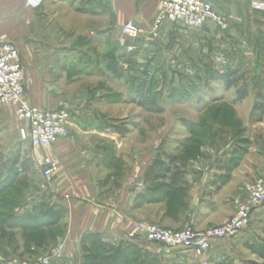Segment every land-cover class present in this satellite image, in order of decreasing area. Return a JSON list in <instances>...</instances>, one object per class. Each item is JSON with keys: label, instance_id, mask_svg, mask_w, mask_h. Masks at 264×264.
<instances>
[{"label": "rangeland", "instance_id": "374dc122", "mask_svg": "<svg viewBox=\"0 0 264 264\" xmlns=\"http://www.w3.org/2000/svg\"><path fill=\"white\" fill-rule=\"evenodd\" d=\"M219 1V9L208 2L226 19L225 27L182 24L178 28L185 40L168 48L159 31L164 22L169 29L178 22L162 20L156 27L162 9L149 27L138 26L131 36L124 33L130 21H119L108 1L98 10L91 0L53 5L44 0L35 8H42L44 34L59 50L57 67L44 72L50 76L44 90L56 109L69 111L67 135L70 128L97 127L89 142L102 147L108 183L119 186L136 165L153 160L169 169L162 170L165 176L154 187L173 175L192 174L194 167L197 178L219 170L229 180L233 174L247 177L246 201L249 186L264 176V12L255 10L252 0ZM226 71H237L230 88L213 76ZM25 79L27 85L26 74ZM239 90H247L242 100ZM143 99H155L163 110H146L139 103ZM16 118L10 105L0 106V264H31L47 257L51 264H84L79 248L75 261L63 258L67 214L52 227L31 229L20 222L56 202L57 173L47 181L34 165V148L21 136ZM254 213L251 225L216 244L206 263L188 256L187 264L263 263L250 245L264 239V203ZM141 254L130 264H139ZM163 255L151 264H174Z\"/></svg>", "mask_w": 264, "mask_h": 264}, {"label": "crops", "instance_id": "0c3cea01", "mask_svg": "<svg viewBox=\"0 0 264 264\" xmlns=\"http://www.w3.org/2000/svg\"><path fill=\"white\" fill-rule=\"evenodd\" d=\"M62 1L68 0H50L49 4ZM106 1L118 11L119 21L123 18L124 21L138 23L140 27H149L162 9L161 4L151 0H91L90 3L98 10ZM208 1L215 8H220L219 0ZM234 1L250 4V0ZM43 13L42 8H28L26 0H0V41H13L18 46L28 77L26 94L31 102L40 108L54 109L50 94L44 90V86L50 84V76L44 72L57 67L59 50L56 45H51L47 38L49 35H46L49 33L44 34L45 30L42 28L46 25L41 22ZM169 24L164 22L159 31L160 38L168 42V46H163L165 48L174 44L179 46V42L183 43L186 38L178 28L185 23L178 22L173 29H169ZM44 37L46 38L43 39ZM198 44L200 43L197 41ZM60 61H63L62 57ZM11 107L17 117L16 108ZM18 123L20 127L24 125L21 121ZM96 130L97 127L70 128L69 134L61 137L51 148L40 150L57 157L61 163L53 186L56 189V202L67 208V231L61 239L66 241L64 260L75 261L73 254L78 255V248L81 259H84L85 252L81 242L86 234L93 233L103 241L123 249L137 247L138 254L142 252L139 263L144 260L145 264H151L149 261L153 256L156 259L163 254L167 262L174 264H187L188 256L201 261L202 258L191 250L174 249L167 252L159 244L148 243L141 231L137 239L128 238L131 221L156 222L176 229L181 228L189 217L195 219L197 229L221 224L229 220L238 204L247 198V177L233 174V178L229 180L222 176V172L214 170L213 174L207 173L204 178H197L194 167V173L173 175L154 190L152 183L157 180L148 177L147 173L152 167L155 172L162 173L166 166L163 163L154 167L152 160L149 164L136 165L133 175L115 187L113 182L108 183L105 179L110 170L100 161L104 155L102 147L98 148L99 143L89 142V135L98 133ZM78 133L84 136L79 138ZM32 158L35 165L34 154ZM233 182H237L235 189L232 187ZM169 184L172 186L169 198L154 202V191L158 195ZM178 191L184 195L181 197ZM166 205H169L170 211ZM222 241L228 239L212 240L209 253ZM135 255L131 257V261Z\"/></svg>", "mask_w": 264, "mask_h": 264}, {"label": "built area", "instance_id": "2783aa9c", "mask_svg": "<svg viewBox=\"0 0 264 264\" xmlns=\"http://www.w3.org/2000/svg\"><path fill=\"white\" fill-rule=\"evenodd\" d=\"M151 1L162 6L156 27L162 20L183 22L191 27H201L208 22L226 26V19L206 0ZM43 2L44 0H27L26 5L35 9ZM251 5L255 10L264 12V0H252ZM139 29L140 27L130 21L125 25L124 33L136 36ZM2 105L16 108L18 120L24 123L20 127V134L23 139L30 140L35 152V165L43 177L51 181L60 169V160L37 151L51 148L61 137L67 135V124L71 116L67 109H44L31 102L26 94L21 54L13 41H0V106ZM248 189V199L241 202L234 215L221 225L199 230L194 227V220L190 219L182 228L171 229L156 223L133 220L127 237L137 239L141 231L146 241L160 244L167 252L188 249L206 263L211 241L230 239L246 230L252 223L254 212L264 203V176L255 180ZM51 261L47 257L31 264H51Z\"/></svg>", "mask_w": 264, "mask_h": 264}, {"label": "trees", "instance_id": "16d2710c", "mask_svg": "<svg viewBox=\"0 0 264 264\" xmlns=\"http://www.w3.org/2000/svg\"><path fill=\"white\" fill-rule=\"evenodd\" d=\"M236 72L226 71L225 73H217L213 76L215 80L223 82L227 88H230L234 86L237 81V79H235ZM246 96L247 90L238 91V98L240 100L244 99ZM139 103L148 111L161 112L163 110V108L155 99H143ZM124 131L125 130H123V132ZM160 164L163 163H161L160 161H156V163H154V167H157ZM164 170L167 171L169 169L167 168ZM147 176H151L153 180H158L160 178H163L165 174L163 172H155L152 167V169L148 171ZM166 186L167 187H164V189H162L158 195H156V192L154 191V194L152 196V200L154 202H161L169 198L170 189L172 186L171 184ZM158 188V186L154 187V190ZM47 207L45 209H40L37 212H29L24 217H22L20 222H22L26 228L31 229L52 227L59 224L67 214V208L57 202H54L52 206ZM250 246L263 259V263L254 262L253 264H264V239L262 242L254 243ZM82 248L85 252L84 264H130L131 257L134 254H138L137 247H135L134 249L129 247L123 249L121 246H116L114 244H110L109 242L103 241L97 234L93 233L86 234L83 237ZM154 260L155 257L153 256V259H151L149 262L153 263ZM144 262L145 261L143 260L139 264H145Z\"/></svg>", "mask_w": 264, "mask_h": 264}, {"label": "water", "instance_id": "95a60500", "mask_svg": "<svg viewBox=\"0 0 264 264\" xmlns=\"http://www.w3.org/2000/svg\"><path fill=\"white\" fill-rule=\"evenodd\" d=\"M134 24H135L136 26H138V23L134 22Z\"/></svg>", "mask_w": 264, "mask_h": 264}]
</instances>
